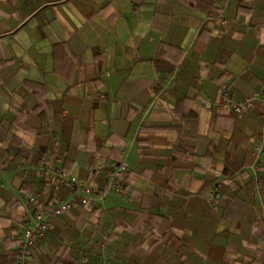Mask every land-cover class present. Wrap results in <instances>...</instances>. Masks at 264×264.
Listing matches in <instances>:
<instances>
[{
    "label": "crops",
    "instance_id": "obj_1",
    "mask_svg": "<svg viewBox=\"0 0 264 264\" xmlns=\"http://www.w3.org/2000/svg\"><path fill=\"white\" fill-rule=\"evenodd\" d=\"M223 86L255 109L217 104ZM259 100L264 0H0V264L30 214L16 196H71L56 168L102 190L121 162L28 264H264Z\"/></svg>",
    "mask_w": 264,
    "mask_h": 264
},
{
    "label": "built area",
    "instance_id": "obj_2",
    "mask_svg": "<svg viewBox=\"0 0 264 264\" xmlns=\"http://www.w3.org/2000/svg\"><path fill=\"white\" fill-rule=\"evenodd\" d=\"M257 95L249 96L242 100L234 99L230 88L223 86L220 89L219 98L216 103L219 105H228L239 114L243 115L252 111L256 107ZM260 105L264 109V100H259ZM264 118V113H263ZM258 152L264 154V135L259 143ZM127 166L125 162H121L112 168L107 175V185L102 190H96L86 183L80 182L76 176L71 175L62 168H56L48 171L57 185H67L74 189V192L68 198L43 204L40 200L29 194H21L16 196L18 201H23L30 209V214L26 216L24 231L19 240L18 247V264H28L29 257L36 243L44 238L49 230L52 218L71 211L77 205L83 206H99L107 198V196L120 188L121 179L126 172ZM219 196V189L211 196L215 201ZM103 249H107V245L103 244ZM85 264H107L106 261H87Z\"/></svg>",
    "mask_w": 264,
    "mask_h": 264
}]
</instances>
